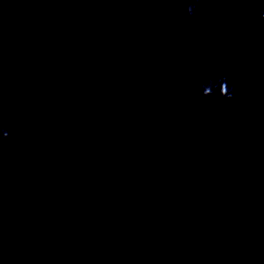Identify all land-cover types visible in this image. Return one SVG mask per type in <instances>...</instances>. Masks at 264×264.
Segmentation results:
<instances>
[{"label": "water", "instance_id": "1", "mask_svg": "<svg viewBox=\"0 0 264 264\" xmlns=\"http://www.w3.org/2000/svg\"><path fill=\"white\" fill-rule=\"evenodd\" d=\"M262 11L0 0V264H264Z\"/></svg>", "mask_w": 264, "mask_h": 264}, {"label": "clouds", "instance_id": "2", "mask_svg": "<svg viewBox=\"0 0 264 264\" xmlns=\"http://www.w3.org/2000/svg\"><path fill=\"white\" fill-rule=\"evenodd\" d=\"M187 9H193V7L190 6ZM260 16H261L262 19H264V11L260 12ZM8 135H9V133L7 131H3L2 136H0V140L7 139Z\"/></svg>", "mask_w": 264, "mask_h": 264}]
</instances>
